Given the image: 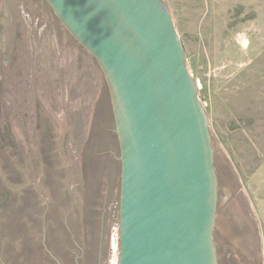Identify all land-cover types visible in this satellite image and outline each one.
<instances>
[{
	"label": "rangeland",
	"instance_id": "1",
	"mask_svg": "<svg viewBox=\"0 0 264 264\" xmlns=\"http://www.w3.org/2000/svg\"><path fill=\"white\" fill-rule=\"evenodd\" d=\"M165 1L209 116L220 264H264V0ZM117 129L103 69L52 7L0 0V264H80L85 247L119 264Z\"/></svg>",
	"mask_w": 264,
	"mask_h": 264
},
{
	"label": "water",
	"instance_id": "2",
	"mask_svg": "<svg viewBox=\"0 0 264 264\" xmlns=\"http://www.w3.org/2000/svg\"><path fill=\"white\" fill-rule=\"evenodd\" d=\"M109 84L122 162L120 264H219L209 116L165 0H47Z\"/></svg>",
	"mask_w": 264,
	"mask_h": 264
},
{
	"label": "flooded vegetation",
	"instance_id": "3",
	"mask_svg": "<svg viewBox=\"0 0 264 264\" xmlns=\"http://www.w3.org/2000/svg\"><path fill=\"white\" fill-rule=\"evenodd\" d=\"M49 5H50V3L47 1V0H45ZM51 6V5H50ZM52 7V6H51ZM53 9V8H52ZM53 11H54V9H53ZM54 13H55V11H54ZM55 15L57 16V18H59L58 17V15L55 13ZM60 19V18H59ZM61 20V19H60ZM64 24V23H63ZM66 27V26H65ZM67 28V27H66ZM67 30H68V28H67ZM69 31V30H68ZM70 32V31H69ZM71 33V32H70ZM71 35H73L72 33H71ZM73 37H75L74 35H73ZM121 164H122V162H121ZM4 178H3V181H5V183L6 182H9V176L8 175H5L4 174V176H3ZM5 186V185H4ZM7 186H8V184H7ZM8 190H6V186H5V188L3 189V188H1V186H0V208H4V206H6V202H2L1 200L2 199H4V198H8ZM216 225V224H215ZM120 231H121V229H120ZM214 235H215V229H214ZM120 239H121V237H120ZM216 247H217V253H218V261H219V264H220V260H219V257H220V252H219V248H218V246L216 245ZM82 252V254L81 255H79L78 257H77V261H80V258L82 259V261H81V263L80 264H89V261L90 260H87L86 259V253H87V249H86V247L81 251ZM1 257V256H0ZM4 261V260H3ZM21 262L23 263V262H25V258L23 257V259L21 260ZM4 264H10V262H8V261H4L3 262ZM24 264H26V262L24 263ZM118 264V263H117ZM119 264H120V260H119Z\"/></svg>",
	"mask_w": 264,
	"mask_h": 264
},
{
	"label": "trees",
	"instance_id": "4",
	"mask_svg": "<svg viewBox=\"0 0 264 264\" xmlns=\"http://www.w3.org/2000/svg\"><path fill=\"white\" fill-rule=\"evenodd\" d=\"M120 162H121V160H120Z\"/></svg>",
	"mask_w": 264,
	"mask_h": 264
}]
</instances>
